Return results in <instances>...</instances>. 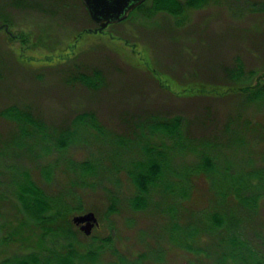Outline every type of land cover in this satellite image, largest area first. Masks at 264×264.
<instances>
[{
    "label": "rangeland",
    "instance_id": "rangeland-1",
    "mask_svg": "<svg viewBox=\"0 0 264 264\" xmlns=\"http://www.w3.org/2000/svg\"><path fill=\"white\" fill-rule=\"evenodd\" d=\"M152 5L145 0L94 32L82 0H0V25H8L0 28V264L62 243L44 237L16 198L11 173L3 172L16 167L50 197L68 202L72 189L82 208L71 221L94 212L92 233L109 238L98 264H264V195L250 213L223 194L236 183L264 187V106L248 102L243 89L264 73V0H208L180 15L148 14ZM239 63L243 76L232 80L227 72ZM94 69L102 73L95 88L71 81ZM11 107L41 120L44 132L21 136L5 114ZM89 111L108 135L82 129L69 150H55L60 127ZM173 116L187 137L217 143L215 163L194 172L200 157L172 143L170 172L144 209H132L135 189L124 167L141 158L140 124ZM150 142L171 145L162 134ZM68 157L99 164L92 187L68 172ZM111 195L117 203L108 212ZM214 217L229 220L247 243L238 256L221 258L233 248L226 229H210ZM79 238L86 242L82 232Z\"/></svg>",
    "mask_w": 264,
    "mask_h": 264
},
{
    "label": "trees",
    "instance_id": "trees-1",
    "mask_svg": "<svg viewBox=\"0 0 264 264\" xmlns=\"http://www.w3.org/2000/svg\"><path fill=\"white\" fill-rule=\"evenodd\" d=\"M208 0H153V5L147 10V13H155L158 11H166L173 15H180L186 7H202ZM143 4V3H142ZM140 4L137 8L142 6ZM264 6V5H263ZM228 77L232 80H238L243 76L241 63L234 68L229 69ZM102 79V73L98 69H94L91 73L79 72L71 76V81H79L89 88H95ZM246 91L245 97L248 102L255 103L258 107L264 106V73L257 77L254 84L244 86ZM6 115L12 117L19 127L21 136H28L29 133H43L45 128L41 120H37L30 114L22 112L16 107H11ZM182 119L180 116L163 118L154 123H141L140 137L135 141L137 152L141 158L137 160H129L125 165V172L132 183L135 192L127 199V205L132 209H144L147 206L148 198L152 191H156L162 184L163 176L170 172L171 146H176L178 151L183 153L194 152L200 157V162L192 169L196 172H207L215 163L212 150L217 145L216 142L208 140H197L187 137V133L182 131ZM89 133L96 139L107 134L102 128L101 123L97 120L92 112H82L75 116L64 126L58 130L60 133L53 142L55 150L61 151L68 147L71 148L81 130ZM86 134V133H85ZM162 134L164 138L171 140V145L162 147L163 144H153L150 142L152 136ZM227 134V133H224ZM125 142L124 139H120ZM182 140V141H181ZM173 143V145H172ZM128 144V143H127ZM130 145V144H129ZM134 147V146H133ZM169 148L165 150V148ZM216 157V156H214ZM98 163L95 160L85 159L75 161L68 157V172L76 175L78 184L82 186H93L94 182H90V178L98 173ZM194 171V172H195ZM6 174L11 173V183H13V193L21 202L24 210L33 217L34 226L42 229L44 237L49 236L51 241H60L61 248H47L46 253H30L20 258H16L13 262L4 261L6 264H98L104 254L105 244L108 243V237L100 238L95 234L85 235L86 242H82L79 238L81 231L72 223L70 215L82 208L81 205H75L77 197L72 189H68V202L60 196L50 197L44 193L34 180H32L26 169L14 168L13 170L3 168ZM176 185L174 183H165L164 188L167 192H172ZM156 188V189H155ZM155 189V190H154ZM224 195L233 196L240 204L246 207L247 211L253 213L258 198L264 195V187L260 183H236L223 192ZM109 197V196H108ZM116 198L114 195L109 197L108 212H112L116 208ZM209 227L226 229L228 232V243L231 246L229 252H224L222 259L233 258L238 256L235 253L240 246H247V243L238 239V232L233 231L230 227L229 220L225 218L214 217L210 219ZM232 252V253H231ZM226 260V259H225ZM10 262V263H9ZM220 264H227L220 262Z\"/></svg>",
    "mask_w": 264,
    "mask_h": 264
},
{
    "label": "water",
    "instance_id": "water-1",
    "mask_svg": "<svg viewBox=\"0 0 264 264\" xmlns=\"http://www.w3.org/2000/svg\"><path fill=\"white\" fill-rule=\"evenodd\" d=\"M144 0H82L86 10L98 25L96 31L103 30L108 24L124 19L128 12L141 4ZM0 28L8 30L7 24L0 25ZM72 222L78 225L80 231L85 235H90L92 229L98 224L94 212L89 211L84 214L74 215Z\"/></svg>",
    "mask_w": 264,
    "mask_h": 264
},
{
    "label": "flooded vegetation",
    "instance_id": "flooded-vegetation-1",
    "mask_svg": "<svg viewBox=\"0 0 264 264\" xmlns=\"http://www.w3.org/2000/svg\"><path fill=\"white\" fill-rule=\"evenodd\" d=\"M132 10H133V9H132ZM132 10H131V11H132ZM131 11L128 12L127 16L130 14ZM127 16H126L125 18H127ZM125 18H124V19H125ZM124 19H122V20H124ZM95 25L98 26L96 23H95ZM95 29H96V28H95ZM94 32H95V31H94ZM97 32H99V31H97ZM100 32H101V31H100ZM226 261H227V260H226ZM220 262H221V261H219V263H220ZM219 263H218V264H219ZM214 264H215V263H214Z\"/></svg>",
    "mask_w": 264,
    "mask_h": 264
}]
</instances>
